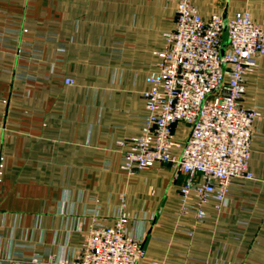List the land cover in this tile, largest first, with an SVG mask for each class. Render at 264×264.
Wrapping results in <instances>:
<instances>
[{
	"label": "crops",
	"instance_id": "1",
	"mask_svg": "<svg viewBox=\"0 0 264 264\" xmlns=\"http://www.w3.org/2000/svg\"><path fill=\"white\" fill-rule=\"evenodd\" d=\"M192 3L205 20L248 12L264 23V0ZM177 4L0 0V264L73 260L121 214L144 242L137 264H264V54L242 100L259 111L253 179L233 180L222 203H200L194 192L182 199L186 177L175 180L169 164L121 169L130 148L120 142L143 135V93L161 72ZM190 131L174 126L181 144Z\"/></svg>",
	"mask_w": 264,
	"mask_h": 264
},
{
	"label": "built area",
	"instance_id": "2",
	"mask_svg": "<svg viewBox=\"0 0 264 264\" xmlns=\"http://www.w3.org/2000/svg\"><path fill=\"white\" fill-rule=\"evenodd\" d=\"M165 37L161 72L149 77L143 93L148 112L143 135L120 142L130 148L121 169L137 174L169 164L175 180L186 177L179 191L183 200L194 192L200 203L213 195L222 203L233 180L254 178L249 160L259 111L243 107L242 100L246 75L264 54V23L248 12L226 22L218 14L205 20L192 0H178L174 28ZM178 122L191 126L183 144L174 135ZM203 216L199 209V220ZM127 224L119 215L115 226L95 228L75 259L53 264H137L145 256L144 242L127 232Z\"/></svg>",
	"mask_w": 264,
	"mask_h": 264
},
{
	"label": "water",
	"instance_id": "3",
	"mask_svg": "<svg viewBox=\"0 0 264 264\" xmlns=\"http://www.w3.org/2000/svg\"><path fill=\"white\" fill-rule=\"evenodd\" d=\"M224 21L226 22V20L224 19Z\"/></svg>",
	"mask_w": 264,
	"mask_h": 264
}]
</instances>
